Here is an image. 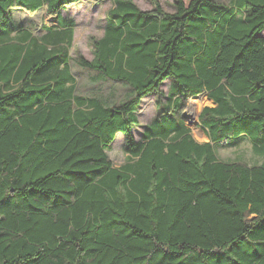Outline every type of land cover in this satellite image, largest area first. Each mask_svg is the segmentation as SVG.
<instances>
[{
  "label": "trees",
  "instance_id": "16d2710c",
  "mask_svg": "<svg viewBox=\"0 0 264 264\" xmlns=\"http://www.w3.org/2000/svg\"><path fill=\"white\" fill-rule=\"evenodd\" d=\"M80 1L0 0V264H264V0H113L90 60L63 13ZM15 9L57 23L38 36ZM203 94L201 142L184 110ZM231 139L261 161L221 158Z\"/></svg>",
  "mask_w": 264,
  "mask_h": 264
},
{
  "label": "rangeland",
  "instance_id": "374dc122",
  "mask_svg": "<svg viewBox=\"0 0 264 264\" xmlns=\"http://www.w3.org/2000/svg\"><path fill=\"white\" fill-rule=\"evenodd\" d=\"M142 9L151 10L154 8L155 0H134ZM160 2L163 8L166 10H174L175 0H157ZM223 2H230L231 0H219ZM113 5V0H81L77 4L69 6L64 15L68 18H72L75 25L74 40L71 47V55L73 58L80 56L86 59H92L94 55L93 37H101L104 33L107 23L106 13ZM15 21L18 23H24L33 32L40 36L45 34L46 28L44 25H55L57 22L52 16H46L45 11H38L36 13H30L23 9H15ZM79 79V91H89V77L86 74L78 75ZM173 84V79L169 78L162 83L161 88L164 90V97L159 98L156 93H151L144 97L139 109L137 111L139 118V125L133 128V133L136 140L142 139V134L159 113L158 98L162 101L166 100L167 92ZM86 88V89H84ZM214 103L206 95H200L197 98H191L187 101V105L184 110L186 117V124L192 130V134L198 141H207L208 136L205 134V129L202 127L199 119L201 110L205 106H212ZM126 137L123 132L117 134L116 139L112 143V147L109 149V155L113 160L115 166H121L126 163L128 158V150ZM239 143V144H238ZM236 144V145H233ZM218 153L221 158L224 159H243L248 162H259L261 155L257 156L252 149L250 142L247 139H243L241 142H237L235 139H231L226 144L218 145ZM262 157V156H261Z\"/></svg>",
  "mask_w": 264,
  "mask_h": 264
},
{
  "label": "crops",
  "instance_id": "0c3cea01",
  "mask_svg": "<svg viewBox=\"0 0 264 264\" xmlns=\"http://www.w3.org/2000/svg\"><path fill=\"white\" fill-rule=\"evenodd\" d=\"M212 102H213V100H212ZM213 103H214V102H213ZM205 135H206V134H205ZM206 136H207V135H206ZM208 140H209V138H208ZM208 140H207V141H208ZM201 142H204V141H201Z\"/></svg>",
  "mask_w": 264,
  "mask_h": 264
}]
</instances>
